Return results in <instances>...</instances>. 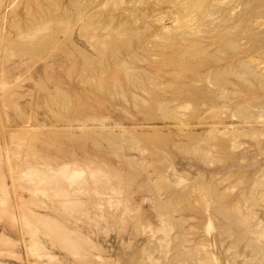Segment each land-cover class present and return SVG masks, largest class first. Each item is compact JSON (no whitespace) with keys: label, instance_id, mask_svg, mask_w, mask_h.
Listing matches in <instances>:
<instances>
[{"label":"rangeland","instance_id":"rangeland-1","mask_svg":"<svg viewBox=\"0 0 264 264\" xmlns=\"http://www.w3.org/2000/svg\"><path fill=\"white\" fill-rule=\"evenodd\" d=\"M0 264H264V0H0Z\"/></svg>","mask_w":264,"mask_h":264},{"label":"bare ground","instance_id":"bare-ground-1","mask_svg":"<svg viewBox=\"0 0 264 264\" xmlns=\"http://www.w3.org/2000/svg\"><path fill=\"white\" fill-rule=\"evenodd\" d=\"M164 15V14H163ZM174 15V14H173ZM173 18V17H172ZM179 19V18H178ZM178 19H176V18H174L173 19V23L175 24H177V22H178ZM160 22V21H159ZM157 23V22H156ZM154 24V23H153ZM163 28H164V30L167 28L166 26H163ZM166 30H168V29H166ZM157 31H158V29H157ZM159 34L161 33L160 31L158 32ZM155 35V34H154ZM160 36V35H159Z\"/></svg>","mask_w":264,"mask_h":264}]
</instances>
